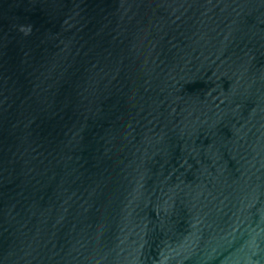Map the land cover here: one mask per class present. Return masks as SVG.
Masks as SVG:
<instances>
[{
  "label": "water",
  "instance_id": "obj_1",
  "mask_svg": "<svg viewBox=\"0 0 264 264\" xmlns=\"http://www.w3.org/2000/svg\"><path fill=\"white\" fill-rule=\"evenodd\" d=\"M0 264H264V0H0Z\"/></svg>",
  "mask_w": 264,
  "mask_h": 264
}]
</instances>
